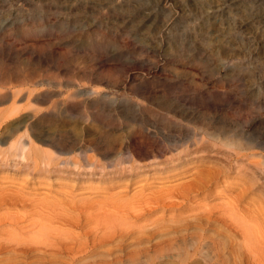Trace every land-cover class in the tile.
I'll list each match as a JSON object with an SVG mask.
<instances>
[{"label": "bare ground", "instance_id": "1", "mask_svg": "<svg viewBox=\"0 0 264 264\" xmlns=\"http://www.w3.org/2000/svg\"><path fill=\"white\" fill-rule=\"evenodd\" d=\"M115 1L11 0L9 13V8H0V30L11 31L14 22L8 23L10 15L25 5L30 15L25 18L27 21L22 19L19 24L22 30L31 28L27 29V34L37 32L34 23L45 22L46 26H52L54 20L48 16L57 15L62 20L72 18L90 27L96 24L98 32L92 43L94 46L100 44L97 42L101 37L125 34L129 38L139 35L149 49L162 50L173 37H179L169 57L173 60L169 66L173 72L162 81L190 80L192 88L188 90L200 96L211 90V77L204 80L198 71V67L205 66L209 73L223 68L228 79L234 77L239 82L240 76H246L243 70H247L246 80L264 89V69H258L257 64L252 70L247 69V65L254 63L264 65V0H126L124 13L117 14L111 13ZM223 14L231 18L227 23L231 29L225 26ZM82 34L89 33L83 31ZM1 53L2 169L14 166L34 177L55 170L107 173L124 171L126 166L137 168L147 160L157 159V153L163 151L160 144L151 148L157 136L163 144L184 145L187 150L193 138V127L203 136L218 139L219 135L227 133L226 120L233 115L224 110L217 119L207 109H202L201 113L186 109L180 100L183 95L170 92L149 95L143 90L135 97L139 100L123 92L120 97L127 103L122 105L133 101L138 106L134 107L131 102L125 112H113L105 103H113L114 109L120 107L119 101L117 98L107 100L110 95L101 89V80L106 79V84L118 88L122 69L107 66L95 76L92 69L85 66L75 70L80 55L70 50H61L57 62L42 59L43 56L35 55L34 49L25 58L17 54L11 56L10 50L7 54ZM175 61H178L176 66ZM225 96L222 97L226 99ZM153 106L164 113H152ZM259 108L253 105L248 111ZM248 111L242 116L243 121L251 113ZM74 121L81 124L78 131L71 126L70 122ZM160 137L157 138L160 140ZM254 142L257 143L252 148L264 149V143ZM226 181L217 168L199 169L192 171L187 179L158 186L153 191L143 188L127 203L110 201L105 206L89 204L88 207L62 199L56 202L59 209H34L37 216L45 218L27 225L21 224L33 220L36 216L33 212L23 222L18 214L4 212L0 216V227L9 219L12 230L0 229V256L7 254L0 257V264H122L125 260L139 261L141 258L153 263L154 258L161 256L177 257L180 264H195L201 258L205 264H264V198L257 201L254 196H248L250 187L243 179L234 184L240 190L227 202L228 211H234L228 216V212L221 209L222 204L190 203L192 197ZM10 191L0 187V210L17 207L23 202V195ZM175 198L181 199L189 210L168 219L165 216L149 219L154 212L150 203H166ZM242 198L252 199V205L247 206L248 213L238 210ZM87 208L105 210L104 215L85 216ZM120 212L124 216H118ZM236 212L245 215L253 225L247 226L244 218H238L242 220L239 224L233 219ZM144 217L148 219L141 223ZM63 224L69 229H56V225ZM220 224L225 230L218 228ZM32 225L38 227V236L20 238L24 229ZM220 232L225 241L222 244L213 240V235L215 239ZM106 244L112 246L103 247Z\"/></svg>", "mask_w": 264, "mask_h": 264}, {"label": "rangeland", "instance_id": "2", "mask_svg": "<svg viewBox=\"0 0 264 264\" xmlns=\"http://www.w3.org/2000/svg\"><path fill=\"white\" fill-rule=\"evenodd\" d=\"M10 1L11 0H0V8H9V10H7L9 13L11 10ZM125 2L126 0H116L111 13L114 12L117 14L121 11L124 13L127 7V5L126 7L123 5L126 4ZM29 11L30 10L24 5L20 10H16L15 14L10 15V21L8 23L13 21L14 26H12L11 31H5L4 29L0 30V54H2L1 52H6L7 54L10 50V52H12L10 54L11 56L17 54L18 56L20 55V58H25L30 55V51L34 49L36 52L35 55L39 54L41 57L43 56L42 59H49L57 62L60 59L61 50H70L71 53L77 52L80 55L76 60L75 70L85 66L92 69L93 75L95 76L96 73L107 66H116L122 69L121 84L118 88L114 89L112 85L106 84V79L101 80L103 82L100 85L101 89L110 95L107 96V100H110V98H117L116 101H119L120 107L114 109L113 103H105V105L111 106L113 112H125V110H127L126 108L131 106V102L134 107L138 106L133 101L129 102L127 105H122L127 103V101L120 97L123 92L126 93V96L139 100V98L135 97H138L137 93L139 90H143L149 95H161V93L168 92L183 95V99L180 100L184 102L186 109H194L198 113H201L202 109H207L210 114L217 119L221 117V113L224 110L233 115L232 118L226 120L227 133L222 136L219 135L218 139L210 138L209 135L203 136L199 129L193 127L191 129L193 138L187 150H184V145L177 147L168 143L163 144L161 143V137L157 136L160 137V140L156 137L151 145V148L159 144V147H163V151H159L157 156H155L157 159L150 162L147 160L146 163H141L137 168L126 166L124 171L114 170L106 173L105 171L96 170L92 173H86L85 171L80 173L76 171L75 173L74 170L63 172L61 170H55L53 172L47 171L44 176L34 175L33 177L32 174H27L25 170L18 171L14 166H7V168L2 169L1 167H3V165H0V187H5L12 190L10 192L18 194L19 196L21 194L24 197L23 202L20 203L19 206L1 209L0 216L4 212L16 213L18 216L23 217L20 220L23 222L29 217L30 212L36 215L34 209L48 211L57 207L56 202H60L62 199L69 202L72 201V203L76 205H87L88 207L90 206L89 204L105 206V204L110 201L127 203L131 199L137 197V194H139L143 188H146L147 191H153L157 189L158 186L169 184L173 181L176 182L181 178L187 179L192 171L211 168L219 169L222 178L227 181L223 184L212 186L207 192L203 191V193L192 197L190 203L222 204L221 209L226 210L228 212L226 216H228L229 213L232 214L234 211H228L227 202L232 196H235L239 192L240 189L234 184L240 183L242 179L246 182V185L250 187L248 196L251 195V198L254 196L253 199H257V201L264 198V149L252 148V145L257 143L254 141H261L264 143V89L261 87L258 88L253 82L246 80V76H249L247 70H243L246 76H240L241 82H239L237 78L234 80V77L228 79V73L223 68L218 69L216 72L209 73L205 66L202 68L198 67L202 79L205 80L211 77L209 85L211 90L205 91V93L199 96L194 94L191 90H188L192 88L189 84L190 80H185L183 82L162 81L165 76L167 77L173 72V69L171 70L169 68L173 60L170 61L169 57H171L170 52L172 51V46L179 41V37H173L169 45L166 44L163 46L164 48L162 50L155 48L149 49L148 45L144 43L143 38L139 35H129V38L125 36V34H121L117 37L112 35L101 37L100 41L97 42L100 44L94 46L92 43H95L94 39L97 38L96 34L98 32L96 24L90 27L79 21H74L72 18L62 20V17L57 15L48 16V19L54 20L52 26H46L45 22H41L42 24L40 25H38L39 23H34L33 27L37 30L36 33L27 34V29L31 28H24L23 30H26L23 32V30L20 29L21 24L19 23L22 22V19L30 15L28 13ZM222 16L225 26L231 29L227 26L231 18L227 17L225 14ZM24 21L27 20L25 19ZM24 23L26 22H23V24ZM41 26H45V28L40 30L39 28ZM83 31L89 34H82ZM40 42H42L41 46ZM30 44H32L33 47ZM260 57H262V53L258 54V60ZM177 64L178 61H175V66ZM255 64H257L258 69L260 67L264 69V65L262 66L260 63L247 65V69L252 70ZM253 86L255 87L253 88ZM218 89L224 91L221 92ZM224 95H226L227 101L222 97ZM246 95L249 97L248 99H246ZM199 101H202V103ZM140 102L146 105L144 101ZM253 105L259 106L260 108L256 111H248L250 108L252 109ZM146 108L148 109L149 107L146 106ZM247 111L251 113H249L247 119L243 121L242 116L248 114ZM151 112L154 114L164 113V111L155 106H153V111ZM70 123L73 130L78 131L80 129L81 124L79 122L74 121ZM195 132L197 134H194ZM148 139L151 141L152 137L149 136ZM198 140L199 142H197ZM255 153H260V155ZM11 163L17 162L11 161ZM19 166L22 165L20 164ZM75 199H77V201ZM251 203L252 199L246 198L243 200L242 198V201L238 204V210L248 213L247 206L249 204L252 205ZM148 207L149 205L147 208ZM150 208L154 210V212L149 215V219H153L156 216H165V219H168L169 216L177 213H185L189 210L188 206L179 198L172 199L170 202L166 203H150ZM240 208L247 212L242 211ZM86 210L87 211L84 213L85 216L97 215L100 213L104 215L105 211L104 209V211L99 210V208H95L94 210L87 208ZM121 213L122 212L114 214L120 217L124 216L123 213ZM244 216L245 215H239V212H236L233 215V219L235 218L240 224ZM38 218L41 219L45 217L36 215L33 220L25 221L21 225H27L31 223V221H37ZM238 218H242V220ZM147 219V217H144L140 219V221L141 223H145ZM243 221L247 226L253 225L250 220L247 221V219H245ZM8 223H12V221L9 219L5 220L4 224L6 225H3L0 229L4 232L12 230V225ZM217 226L219 229L223 228L221 224ZM55 227L62 231L69 229V227L64 224L56 225ZM224 230H222V232ZM24 232L25 233L22 234L20 238L26 239V237L28 238L30 236L34 238L39 234L38 227L36 228L33 225L29 228H25ZM222 232H220V235L216 236L215 239L213 235V240L215 242L219 241L221 244L225 243L221 235ZM234 237L236 240H239L238 236ZM111 246V244H106L103 247L109 248ZM6 255V253H2L0 257L4 258ZM91 260L92 259L89 261L91 262ZM153 260V263L145 258H141L139 261L125 260L122 264H180V260L177 257L171 256L156 257ZM195 264H205L204 259L201 258L197 260Z\"/></svg>", "mask_w": 264, "mask_h": 264}]
</instances>
